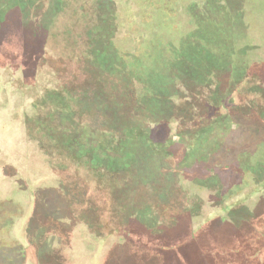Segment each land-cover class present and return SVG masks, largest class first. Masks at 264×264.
Returning <instances> with one entry per match:
<instances>
[{"label":"rangeland","instance_id":"obj_1","mask_svg":"<svg viewBox=\"0 0 264 264\" xmlns=\"http://www.w3.org/2000/svg\"><path fill=\"white\" fill-rule=\"evenodd\" d=\"M0 264H264V0H0Z\"/></svg>","mask_w":264,"mask_h":264},{"label":"trees","instance_id":"obj_2","mask_svg":"<svg viewBox=\"0 0 264 264\" xmlns=\"http://www.w3.org/2000/svg\"><path fill=\"white\" fill-rule=\"evenodd\" d=\"M79 62H80V61H79ZM81 62H82V61H81ZM81 62H80V63H81Z\"/></svg>","mask_w":264,"mask_h":264}]
</instances>
